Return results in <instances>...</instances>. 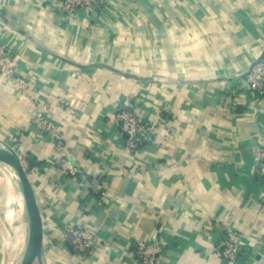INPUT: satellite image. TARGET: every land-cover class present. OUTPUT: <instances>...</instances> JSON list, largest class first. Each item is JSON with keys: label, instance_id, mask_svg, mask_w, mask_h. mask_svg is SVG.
I'll list each match as a JSON object with an SVG mask.
<instances>
[{"label": "crops", "instance_id": "0c3cea01", "mask_svg": "<svg viewBox=\"0 0 264 264\" xmlns=\"http://www.w3.org/2000/svg\"><path fill=\"white\" fill-rule=\"evenodd\" d=\"M61 2L0 0V38L25 81L0 74V139L16 138L33 187L42 263L139 264L134 242L159 240L157 264H225L230 230L236 264H264V97L243 79L264 60V0H102L68 14ZM126 96L152 127L135 154L115 119ZM43 112L63 151L37 128ZM63 158L84 182L62 174ZM2 222L1 204L0 264H14ZM68 226L94 233L91 253L71 252Z\"/></svg>", "mask_w": 264, "mask_h": 264}, {"label": "built area", "instance_id": "2783aa9c", "mask_svg": "<svg viewBox=\"0 0 264 264\" xmlns=\"http://www.w3.org/2000/svg\"><path fill=\"white\" fill-rule=\"evenodd\" d=\"M101 2L102 0H62L59 10L63 14L79 9L90 11L95 9L98 4L100 5ZM14 57L15 53L12 48L0 38V74L15 80L20 86L19 90L22 91L25 89V81L15 75ZM243 79L252 94L257 97H264V60L254 64ZM65 105L61 104L60 108L62 109ZM33 118L44 138L50 139L57 151H63V136L53 118L47 112L35 113ZM115 119L124 147L129 153L135 154L145 143L150 142L152 127L137 114L136 103L129 97L126 96L122 99L121 106L116 111ZM10 140L12 142L17 141L16 138ZM254 158L261 168H264V147L259 145L255 147ZM58 167L65 176L73 177L78 182L86 180V176L68 158L61 159ZM63 231L66 238L65 243L73 254H88L95 248L94 233L90 229L68 226ZM241 238L240 234L230 230L218 238L217 249L225 264H236L240 259L243 253ZM260 244L264 246V241H261ZM132 249V257L139 264H157L158 258L163 252V246L159 240H136Z\"/></svg>", "mask_w": 264, "mask_h": 264}, {"label": "water", "instance_id": "95a60500", "mask_svg": "<svg viewBox=\"0 0 264 264\" xmlns=\"http://www.w3.org/2000/svg\"><path fill=\"white\" fill-rule=\"evenodd\" d=\"M0 159L11 163L13 166V170L17 176L20 193L25 204L24 212L27 220L26 241L23 253L16 264H34L35 262L38 264H43V230L41 215L27 172L20 160L19 154L3 141H0Z\"/></svg>", "mask_w": 264, "mask_h": 264}, {"label": "rangeland", "instance_id": "374dc122", "mask_svg": "<svg viewBox=\"0 0 264 264\" xmlns=\"http://www.w3.org/2000/svg\"><path fill=\"white\" fill-rule=\"evenodd\" d=\"M0 141L5 142L9 145L16 153L18 149L17 141H11L10 139H0ZM13 176L6 170L3 166L0 165V206L1 204L4 206L6 222L2 225L4 226V232L7 238L14 237V241L17 242L18 247V257L15 260V263L19 260L20 256L23 253L25 241H26V234H27V220L25 212L22 211L20 215H18L17 206L14 207L15 204H21V200L19 197V189L16 180L12 179ZM22 206V205H21ZM2 208V207H1ZM19 216L21 220L13 223L14 218ZM9 222V224H8ZM21 247V251L19 249ZM14 254V253H13Z\"/></svg>", "mask_w": 264, "mask_h": 264}, {"label": "bare ground", "instance_id": "6f19581e", "mask_svg": "<svg viewBox=\"0 0 264 264\" xmlns=\"http://www.w3.org/2000/svg\"><path fill=\"white\" fill-rule=\"evenodd\" d=\"M0 165L3 166L6 170H8V172L13 176L12 179L16 180L17 185H18L17 176H16L15 171L13 170V166L11 165V163L0 159ZM18 189H19V192H20L19 185H18ZM19 197H20V200H21L22 211L24 212L25 211V204H24V201H23L21 193H19Z\"/></svg>", "mask_w": 264, "mask_h": 264}]
</instances>
